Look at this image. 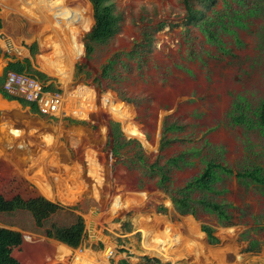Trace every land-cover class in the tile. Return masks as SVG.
<instances>
[{"label":"rangeland","instance_id":"rangeland-1","mask_svg":"<svg viewBox=\"0 0 264 264\" xmlns=\"http://www.w3.org/2000/svg\"><path fill=\"white\" fill-rule=\"evenodd\" d=\"M111 1L120 17L117 33L88 59L84 38L94 25L89 0H0V77L9 63L30 59L65 102L56 117L0 94L6 102L0 104V161H8L7 145L29 142L50 161H83L92 181L91 194L81 199L49 194L38 224L23 198H13L15 206L1 202L0 243L23 264H72L78 255L107 250L102 264H264V191L237 178L245 168L264 169V132L254 120L234 122L241 100L245 111L264 102V0H247L245 8L238 0L192 3L215 21L226 10L258 8L241 25L215 29L222 45L188 22L183 0ZM109 60L116 64L106 78ZM76 65H82L80 76ZM64 116L72 122L64 123ZM112 123L121 126V143L135 142L118 149ZM170 125L181 128L164 136ZM162 141L170 142L163 150ZM181 154L188 164L171 171L168 192L147 166ZM207 160L235 172L222 174L219 192L210 195L227 206L229 220L204 211L184 215L173 204V193L200 175ZM94 171L97 181L108 176L109 191ZM79 216L86 231L76 243L66 228ZM203 226L214 229L218 243L208 241Z\"/></svg>","mask_w":264,"mask_h":264},{"label":"trees","instance_id":"trees-1","mask_svg":"<svg viewBox=\"0 0 264 264\" xmlns=\"http://www.w3.org/2000/svg\"><path fill=\"white\" fill-rule=\"evenodd\" d=\"M94 11V25L92 30L86 34L84 38V46L86 52V58H91L92 54L95 51V47L99 45H107L111 39L117 33V26L120 20L119 15L116 14L115 5L111 0H89ZM195 0H183L185 8L187 10V20L192 22V24L199 27L201 32L205 35L207 41L210 43H216L222 45L221 39L218 37L216 30L218 28L228 31L230 25H241V20L247 16L256 15L258 8L251 9L249 8L246 12L242 10H233V12L225 11L220 13L218 21L212 20L211 18H205L202 12H197L192 7V3ZM200 2H208L210 0H196ZM247 0H238L241 7L245 6ZM245 8V7H244ZM229 18L228 22L225 19ZM1 27V24H0ZM216 27V28H214ZM216 29V30H215ZM37 52L36 45L31 47V54L35 56ZM116 64V60H109L103 66L102 76L109 78L111 77V71L113 66ZM17 72V73H28L38 80L45 83L46 91H55L60 92L55 87V84L49 82V77L44 73L37 71L33 68L32 62L30 59H25L24 61L11 62L8 67L5 69V73L0 77V90L4 84L5 76L8 72ZM83 74L82 65H76V75L80 76ZM1 93V92H0ZM2 94V93H1ZM3 98L9 101L17 100L24 106H34L26 104L20 99H15L7 94H2ZM110 99V95H106ZM111 100V99H110ZM242 103H238L236 116L234 117V122L241 123H252L254 120L255 124L262 128L264 132V102L261 103V106L257 109L251 110L246 105V111L250 112L249 116L243 106V103L246 104L243 100ZM38 111V110H37ZM32 112V111H31ZM252 117V118H251ZM76 127V126H75ZM181 127L176 125H170L165 127L164 136L167 132H174L176 129ZM112 130L117 141L118 149H122L125 145L131 144L135 141L129 140L127 143H121V126L119 123H112ZM126 132V131H125ZM169 141H162L160 149L163 150ZM187 154H181L178 157L169 159L165 164H160L159 162L148 165L147 169L150 170L154 175L158 177V184L160 187L170 192L171 189L168 186L171 182L170 173L174 169H180L188 164L186 159ZM141 163H145L144 157L140 156L138 160ZM2 164V170H0V203L5 202L7 205H16L13 201L17 198L19 202L24 200L27 201V204L22 205L25 211H28L32 214L34 220L39 215V210L41 205H43L46 199L42 196L39 190L31 184L26 178L21 176L18 170L9 162V161H0ZM235 172L218 161L207 160L205 162V167L203 172L191 179L186 183L184 187L177 190L176 193H173V204L175 208L184 215H193L197 216L198 212L204 211L207 213L216 214L220 220H229L231 215L228 212V208L225 204L216 201L211 194L218 193L216 190V185L223 179L222 174H234ZM237 178L243 183L257 185L264 191V169L261 166H252L243 169L237 173ZM120 189V187L118 188ZM200 191L201 197L194 199L192 197L193 193ZM11 203V204H10ZM127 202H123L120 206L125 207ZM120 210V209H119ZM110 218V213H106V220ZM35 222L38 224L37 220ZM203 232L206 233L208 241L210 243H218V238L214 234V229L210 226H203ZM86 231V224L83 217L79 216L76 222L66 228L67 236L70 240L80 243L83 240L84 234ZM11 250V247H9ZM13 254L14 252L11 251ZM63 254V255H62ZM58 259L64 260L67 258V255L61 253L58 255ZM65 261V260H64ZM0 264H23L17 258L13 257L9 250L0 243ZM119 264H131L127 260H121Z\"/></svg>","mask_w":264,"mask_h":264},{"label":"bare ground","instance_id":"bare-ground-1","mask_svg":"<svg viewBox=\"0 0 264 264\" xmlns=\"http://www.w3.org/2000/svg\"><path fill=\"white\" fill-rule=\"evenodd\" d=\"M105 99H108V97L105 96ZM5 105L2 103V106ZM111 105L113 106L114 103L112 102ZM51 120L57 121L56 119ZM3 154L8 157V161L18 170L19 174L33 184L45 199L48 198L49 194H59L61 197L67 196L71 200L81 199L91 194L92 181L88 176L87 168L83 161H50L47 153L39 151V148L35 149L29 142H25L21 146L9 144L4 148ZM94 175H96V179L94 180L97 184H104L105 190L109 191L108 176L97 181L98 173L94 171ZM94 197H97V195H94ZM91 218L90 220L95 221L96 216H91ZM93 223L91 221L92 225ZM169 233L171 234L170 230ZM107 253L108 250L96 258H94L96 255L90 252L84 255L81 254L75 258L72 264H102L100 263V259H102L101 255L104 256V260L105 258L107 260ZM197 259L195 258V260Z\"/></svg>","mask_w":264,"mask_h":264},{"label":"built area","instance_id":"built-area-1","mask_svg":"<svg viewBox=\"0 0 264 264\" xmlns=\"http://www.w3.org/2000/svg\"><path fill=\"white\" fill-rule=\"evenodd\" d=\"M45 88V83L32 75L11 71L5 76L2 92L24 99L30 105L37 106L45 115L59 117L65 110L64 95L61 91H46Z\"/></svg>","mask_w":264,"mask_h":264},{"label":"water","instance_id":"water-1","mask_svg":"<svg viewBox=\"0 0 264 264\" xmlns=\"http://www.w3.org/2000/svg\"><path fill=\"white\" fill-rule=\"evenodd\" d=\"M63 122L64 123H70V122H72V118L64 116L63 117Z\"/></svg>","mask_w":264,"mask_h":264},{"label":"crops","instance_id":"crops-1","mask_svg":"<svg viewBox=\"0 0 264 264\" xmlns=\"http://www.w3.org/2000/svg\"><path fill=\"white\" fill-rule=\"evenodd\" d=\"M50 83H47V85H49ZM1 96V95H0ZM0 102L1 103H6V102H3L1 99H0ZM99 217H101V214H99ZM144 235H145V232H144ZM162 240L160 239V241L159 242H161ZM96 257H98V256H95L94 258H96ZM99 259V258H98ZM104 262L106 261V258H105V260H103Z\"/></svg>","mask_w":264,"mask_h":264}]
</instances>
